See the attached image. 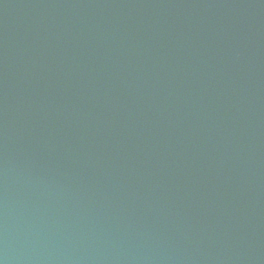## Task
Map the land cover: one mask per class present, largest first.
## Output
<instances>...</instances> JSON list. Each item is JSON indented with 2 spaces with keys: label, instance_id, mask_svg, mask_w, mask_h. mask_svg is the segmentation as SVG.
Returning <instances> with one entry per match:
<instances>
[{
  "label": "water",
  "instance_id": "obj_1",
  "mask_svg": "<svg viewBox=\"0 0 264 264\" xmlns=\"http://www.w3.org/2000/svg\"><path fill=\"white\" fill-rule=\"evenodd\" d=\"M0 264H264V0H0Z\"/></svg>",
  "mask_w": 264,
  "mask_h": 264
}]
</instances>
